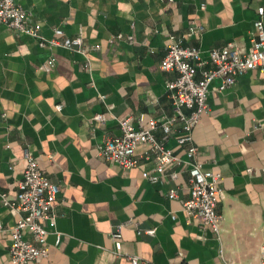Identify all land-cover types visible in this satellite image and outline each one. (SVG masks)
I'll list each match as a JSON object with an SVG mask.
<instances>
[{"label":"crops","instance_id":"obj_1","mask_svg":"<svg viewBox=\"0 0 264 264\" xmlns=\"http://www.w3.org/2000/svg\"><path fill=\"white\" fill-rule=\"evenodd\" d=\"M20 2L41 23L45 40L82 36L89 49L87 59L0 24V194H19L27 153L59 186L55 224L47 225L49 254L30 264H131L135 255L141 264H264L263 71L248 70L225 89L220 78L213 80L209 108L193 129L204 170L221 178L219 237L183 210L190 192L185 166L171 168L176 179L169 169L153 183L143 177L152 161L125 170L99 155L109 138L121 134V118L132 115L140 126L173 115L167 85L178 74L160 67L171 36L199 48L210 68L214 48H252L264 0ZM192 22L198 27L193 33ZM118 33L133 34L134 42L113 40ZM50 58L55 64L47 71ZM180 134L174 130L167 146L184 161ZM146 150L140 145L136 154ZM172 188L178 197H169ZM17 218L0 197V223L7 229L0 233V264H13L9 229ZM129 219L133 224L115 239L117 226ZM148 228L156 229L154 236L144 232Z\"/></svg>","mask_w":264,"mask_h":264},{"label":"built area","instance_id":"obj_2","mask_svg":"<svg viewBox=\"0 0 264 264\" xmlns=\"http://www.w3.org/2000/svg\"><path fill=\"white\" fill-rule=\"evenodd\" d=\"M20 1L0 0V24L20 33L42 38V46H62L79 52L87 58L89 49L85 46L82 36L45 40L41 34V23L32 20L30 13ZM258 12L259 18L254 23L257 37L252 48L248 52H243L234 43L214 48L209 53L212 64L210 68H204L206 62L199 48L185 46L180 39L171 36V42L160 67L164 71H176L178 74L177 78L167 85L173 115L163 120L152 119L140 126L135 125L134 116L123 117L119 120L121 134L109 138L99 148V155L106 162L117 164L125 170L139 166L142 160L152 161L153 169L144 171L143 177L153 183L159 182L174 166H185L189 171L190 192L188 198L183 201V210L189 219L201 220L218 237L223 219V215L218 211L222 195L221 178L218 174L204 170L203 163L197 157L198 147L194 142L193 129L209 108L208 98L213 80L220 78V89H225L232 86L237 77L248 70L259 69L264 72V7H260ZM197 29L198 27L192 22L190 32L193 33ZM55 32L63 33L59 28ZM113 40H127L133 43L134 35L118 33ZM88 62L87 60L84 65L86 69L90 68ZM54 64L55 59L50 58L43 68L48 71ZM198 72L202 75L200 79L196 77ZM57 109L61 110L62 105L58 104ZM96 119L104 121L105 115L98 114ZM159 129L163 131L161 138L156 135ZM174 130L181 133L177 139L178 143L187 145V159L184 161L167 146V140ZM140 145L147 146V150L138 155L136 149ZM25 158L27 166L19 182V194L16 197H11L7 193L0 194L2 204L18 215L16 223L9 229L11 235L9 253L13 264H30L48 256L47 225H54L56 219L54 204L59 186L41 169L36 157L27 153ZM170 175L176 179L178 171L172 169ZM169 197H178V190L172 188ZM132 224V219L119 224L117 231L112 234L113 237L121 238V230ZM6 230L0 223V233ZM144 232L154 236L156 229L148 228ZM261 253L264 263V228ZM129 258L131 264H141L139 256H129Z\"/></svg>","mask_w":264,"mask_h":264}]
</instances>
